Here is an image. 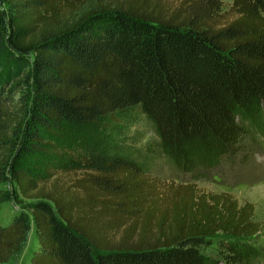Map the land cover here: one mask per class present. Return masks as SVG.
<instances>
[{
    "label": "trees",
    "instance_id": "trees-1",
    "mask_svg": "<svg viewBox=\"0 0 264 264\" xmlns=\"http://www.w3.org/2000/svg\"><path fill=\"white\" fill-rule=\"evenodd\" d=\"M219 1L0 0V183L32 200L30 264H260L252 204L180 186L162 210L150 180L264 150V0ZM137 116L152 138L128 135ZM65 132L80 174L46 186L25 161ZM29 224L0 225V264Z\"/></svg>",
    "mask_w": 264,
    "mask_h": 264
},
{
    "label": "rangeland",
    "instance_id": "rangeland-1",
    "mask_svg": "<svg viewBox=\"0 0 264 264\" xmlns=\"http://www.w3.org/2000/svg\"><path fill=\"white\" fill-rule=\"evenodd\" d=\"M181 2L182 0H164L171 10L178 8ZM219 2L223 5L224 10H227L231 3L230 0H220ZM137 119V124L129 129L128 135L137 133L138 136L152 138L142 117L137 116ZM108 132L96 133V136L112 139ZM79 140L73 134L62 133L53 143L54 147L47 148V152L44 154L29 157L25 161V165L33 172L46 170L53 173L49 179L48 175H45V180L48 181L46 186L56 179L59 180V184L67 185L80 174L74 169L76 163L73 162L81 152ZM244 146V150L235 161L231 164L223 163L219 167L205 172L202 178L183 174L160 159L150 173V180L156 184L158 192H160L161 201L159 203L162 210H169L177 203V188L180 186H191L197 194L226 193L240 205L252 204L254 220L259 223L261 228L253 240L261 252L260 264H264V150L259 146ZM0 190L4 191L6 196V200L0 205V225L8 224L16 214L20 213L28 216L30 221L29 230L21 248L5 264H30L31 256L37 247L29 209L32 200L26 199L18 193L9 175L0 183ZM205 251L214 253L216 245L208 247Z\"/></svg>",
    "mask_w": 264,
    "mask_h": 264
}]
</instances>
